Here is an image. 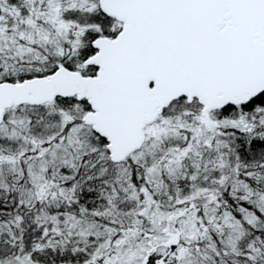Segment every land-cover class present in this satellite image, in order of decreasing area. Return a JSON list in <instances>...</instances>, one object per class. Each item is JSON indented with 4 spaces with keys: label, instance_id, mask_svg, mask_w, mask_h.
Segmentation results:
<instances>
[{
    "label": "snow or ice",
    "instance_id": "6c2138e0",
    "mask_svg": "<svg viewBox=\"0 0 264 264\" xmlns=\"http://www.w3.org/2000/svg\"><path fill=\"white\" fill-rule=\"evenodd\" d=\"M0 264H264V0H0Z\"/></svg>",
    "mask_w": 264,
    "mask_h": 264
}]
</instances>
